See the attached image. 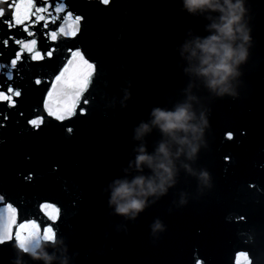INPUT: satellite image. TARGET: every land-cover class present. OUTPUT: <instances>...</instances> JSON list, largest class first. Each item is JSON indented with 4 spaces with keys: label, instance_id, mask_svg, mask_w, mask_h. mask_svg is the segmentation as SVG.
Here are the masks:
<instances>
[{
    "label": "water",
    "instance_id": "95a60500",
    "mask_svg": "<svg viewBox=\"0 0 264 264\" xmlns=\"http://www.w3.org/2000/svg\"><path fill=\"white\" fill-rule=\"evenodd\" d=\"M33 2L43 11L31 15L32 35L0 23V92L9 95L11 87L21 93L13 97V107L0 101V235L14 236L0 244V264H11L16 237L26 242L48 227L57 236L54 246L45 245L49 255L56 250L51 264H60V239L69 256L78 253L70 264H249V258L264 264V0H244L241 23L252 40L245 43L237 34L233 47L243 44L249 57L227 81L234 95L223 96L197 75L201 53L196 44L215 34L211 25L220 23L218 9L189 12L183 0H111L107 6L100 0ZM76 51L95 71L76 114L61 121L48 114L49 109L60 114L53 103L57 96L49 92L64 93L56 77L70 60L71 67H83L72 55ZM17 52L22 59L13 68ZM37 52L42 59L32 58ZM182 105L194 115L189 123L197 128L204 118L210 123L202 135L177 133L199 145L193 160L176 157L180 145L152 123L154 109L171 112ZM34 119L42 123L34 127L29 123ZM141 123L149 130L136 138ZM227 132L233 133L231 141ZM161 142L173 154L176 187L134 223L109 217L107 183L115 177L155 179L147 166L137 171L134 161L141 147L157 155ZM184 165L197 174L207 168L213 187L201 183L197 189ZM182 190L188 204L176 209L172 201L178 202ZM44 204L59 208L58 219L50 218L56 213ZM156 217L167 230L152 242L148 226ZM121 223L127 235L117 233Z\"/></svg>",
    "mask_w": 264,
    "mask_h": 264
},
{
    "label": "clouds",
    "instance_id": "9594fccd",
    "mask_svg": "<svg viewBox=\"0 0 264 264\" xmlns=\"http://www.w3.org/2000/svg\"><path fill=\"white\" fill-rule=\"evenodd\" d=\"M184 7L189 12H194L196 9H212L219 10L222 15L220 16V23L211 25L215 29V34L210 35L202 42L196 44L199 49L200 67L197 70V75L206 77L207 86L216 91L218 96H223L225 93H230L226 87L227 81L230 76L237 75L236 66L246 63L249 54L243 44L233 47V42L237 39V34L240 38L247 43L252 40V37L245 31L242 18L245 14L244 0H223V7L219 4L218 0H183ZM191 55L195 56V50ZM219 89V91H217ZM127 95H131L128 91ZM188 105H182L175 109V111L165 112L160 109H154L152 115L154 117L152 123L159 127L164 135L171 137L180 147L177 148L175 153L176 157L184 154L188 160L195 159L199 145L192 144L187 136L179 137L177 133L183 132H199L203 134V128H210L209 119H202L203 127L197 128L196 125L189 123L194 119V115L188 110ZM149 130L148 125L141 123L139 128L136 129V138H139L144 132ZM231 132L225 133V138L229 141L232 140ZM195 138V137H194ZM187 145L188 151H184V146ZM157 155H150L146 153L143 147L140 148L135 158V167L137 171H142V166H147L151 169L153 177H145L143 175L134 177L131 181L127 179L113 178L107 183V187L112 190L106 194V187L101 189V195H107V208L109 209V217H121L125 222L134 223L139 216L145 212L146 209L160 201L163 197L167 196L170 189H174L178 183L174 176L175 165L173 164L172 156L169 147L166 143L161 142L156 149ZM225 161L229 157L224 158ZM132 162H129L131 166ZM185 171L194 176L197 181V189L201 183L209 188L213 187L212 175L209 170L202 167L199 173H195L189 165H184ZM114 185V187H113ZM251 187V186H250ZM155 197L149 200L148 197ZM186 191L178 193V202L173 200L172 204L176 209H181L188 204ZM172 207L168 208V213L171 214ZM149 238L152 242L155 239L157 232L164 233L167 230L166 224L156 217L148 226ZM123 231L125 235L128 234V229L124 223L116 225V231L119 233ZM57 243V236L55 232L44 231L43 235L36 233L30 237L23 245H16L14 258L11 264H28L31 261L34 264L37 260H43L44 264H51L56 259V250L53 247L52 254L45 248V245H55ZM63 245V253L60 258V264H70L78 253H73L72 256L68 254V246L60 239Z\"/></svg>",
    "mask_w": 264,
    "mask_h": 264
},
{
    "label": "snow or ice",
    "instance_id": "6c2138e0",
    "mask_svg": "<svg viewBox=\"0 0 264 264\" xmlns=\"http://www.w3.org/2000/svg\"><path fill=\"white\" fill-rule=\"evenodd\" d=\"M100 2L104 5H109L111 3V0H100ZM27 6V7H22ZM35 11H43V9H37L35 8V4L33 0H0V23L6 24V26L9 29L15 28V27H23L25 31L28 32L29 35H32V32L29 30L31 27V24L35 23V21L31 20V15H34ZM77 20L80 19V17H76ZM27 21V23H26ZM53 38H55V33H53ZM5 46L8 44V40H4L2 42ZM17 44H21V41H16ZM32 45L36 44V41L33 39L31 41ZM29 52L32 51V49H28ZM51 52L47 53V55L51 56ZM72 55L74 57H78L79 60L82 62L83 67L77 65L75 68L71 67L73 62L70 60L68 62V65L65 66V68L61 71L60 75L56 77L57 81H60L64 84L65 91L63 94L53 92H49V97H52L54 95L57 96V99L53 101V103L57 106V111L60 114H57V112L52 111L51 109L48 110V114L51 116H55L58 120H64L66 118H69L76 114V108L77 105L81 101V97L83 93L87 90L88 86L91 83V78L95 71V65L90 63L83 54L79 51L73 52ZM37 57L43 58L40 56V53L37 52L36 56H33V59H36ZM22 59V53L17 52L16 57L11 61V66L13 68L16 67L17 63ZM11 78V77H9ZM37 84L40 83V81H36ZM9 95H6L4 92H0V101H7L9 103L10 107L15 106V101L13 100V97H19L21 93L18 90H14L13 88H8ZM67 96V99H64V97ZM84 104H87L88 101L85 99L83 100ZM49 101H45V108L48 109ZM81 114L84 113V109H80ZM4 119H7V117H4ZM31 125L34 127H38L42 120L40 119H34L29 121ZM0 127H3L2 124H0ZM69 133L72 132V129H67ZM232 139L233 134H232ZM26 179H31V175L26 177ZM3 201V197H0V202ZM42 208H53V211L56 213L55 216L50 217L53 221L58 219L59 217V208H55L52 204H44L41 206ZM8 209L15 213V209L12 208L11 205L8 206ZM19 228L23 229L26 227L24 224H19ZM31 227L36 228L37 226L35 224H32ZM44 231L48 232H54L52 227L45 228ZM14 238L13 234L9 233L7 237L0 235V244L6 243L8 240H12ZM18 244L23 245L25 242L19 241V238L16 237ZM247 256V254H244ZM249 264H252L251 259L249 258Z\"/></svg>",
    "mask_w": 264,
    "mask_h": 264
}]
</instances>
